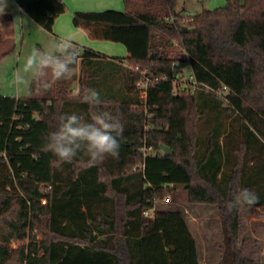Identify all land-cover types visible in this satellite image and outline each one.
<instances>
[{"label": "trees", "instance_id": "16d2710c", "mask_svg": "<svg viewBox=\"0 0 264 264\" xmlns=\"http://www.w3.org/2000/svg\"><path fill=\"white\" fill-rule=\"evenodd\" d=\"M15 1L47 29L67 10L63 0ZM124 3V11H77L74 22L127 43L130 56L84 47L71 78L34 79L27 97L0 93V186L17 190L0 191V264H202L182 211L145 214L178 187L220 210L226 249L218 264H261L240 243L248 205H225L247 188L264 206V0H228L192 17L178 0ZM14 49L0 26V61ZM185 61L193 81L180 88L175 66ZM76 81L124 124L118 158L64 163L44 150L60 115L93 111L73 94Z\"/></svg>", "mask_w": 264, "mask_h": 264}, {"label": "rangeland", "instance_id": "374dc122", "mask_svg": "<svg viewBox=\"0 0 264 264\" xmlns=\"http://www.w3.org/2000/svg\"><path fill=\"white\" fill-rule=\"evenodd\" d=\"M135 5L141 6L142 0H131ZM87 2V0H85ZM122 3L123 0H121ZM228 0H178V10L186 16H194L205 10H213L226 5ZM67 5V4H66ZM102 6L105 4H101ZM125 9V4L123 5ZM77 7V6H76ZM105 9V8H104ZM114 9V8H113ZM90 10V9H89ZM97 10H102L98 8ZM5 12L13 15L16 26L15 29V49L0 61V93L3 95L27 97L34 92L32 91V83L34 79L43 80L47 75L35 78L31 73H24L23 68L26 57L34 48L45 49L51 43L56 42L60 37H65V33L69 26L74 27L73 8L67 5L65 11L66 17H62L58 27L63 30L60 32L45 29L30 19L28 24L25 18L22 25L18 5L15 0H9V6ZM63 16V15H62ZM190 17V18H191ZM70 18V19H69ZM70 20V24L67 22ZM71 28V27H70ZM64 31V32H63ZM138 37L145 39V34H139ZM177 47V46H176ZM83 49V48H82ZM112 53H118V57H122L119 52L110 50ZM140 52H144L141 50ZM108 53V52H107ZM173 53V51H171ZM180 53L183 54L182 51ZM114 55V54H112ZM126 57V56H123ZM79 68L74 71L78 72ZM175 72L178 73L176 84L182 88L193 81V71L190 62H178L175 66ZM22 79L18 80L17 75ZM73 94H77L79 90L78 82L73 84ZM147 113V110L145 111ZM151 115L149 116V119ZM151 125V124H150ZM148 124L147 126L150 127ZM1 192L13 193L16 188L13 186H0ZM42 202H45L44 200ZM155 210H180L188 221L189 227L197 241V247L202 264H218L225 252V230L220 215V210L215 204L206 202H194L190 200L188 192L183 187H178L175 192L166 194L154 201ZM155 211H151L149 215H153ZM241 229L240 243L243 245L244 253L250 258H254L259 263L264 264V206H247L241 211ZM41 214L44 210L40 211ZM42 235H39L40 239ZM22 242H14L17 246Z\"/></svg>", "mask_w": 264, "mask_h": 264}, {"label": "clouds", "instance_id": "9594fccd", "mask_svg": "<svg viewBox=\"0 0 264 264\" xmlns=\"http://www.w3.org/2000/svg\"><path fill=\"white\" fill-rule=\"evenodd\" d=\"M9 6V0H0V15ZM79 52L71 37H62L45 49L34 48L26 57L23 72L35 78L51 75L55 81L69 79L74 74ZM17 79L22 77L18 74ZM82 103L93 111L85 114H62L54 130L44 135L43 148L51 152L60 162L71 163L78 156L95 165L108 157L118 158L120 140L124 131L121 119L113 113L101 110L105 103L94 88L77 90ZM259 197L247 188L239 189L225 205L231 212L243 206L257 203Z\"/></svg>", "mask_w": 264, "mask_h": 264}, {"label": "crops", "instance_id": "0c3cea01", "mask_svg": "<svg viewBox=\"0 0 264 264\" xmlns=\"http://www.w3.org/2000/svg\"><path fill=\"white\" fill-rule=\"evenodd\" d=\"M67 5H69L71 8H73V13L77 11H82V12H102V11H107V10H116V11H124V4L122 3L121 0H63ZM124 2V0H123ZM105 5H101V4ZM18 5V4H17ZM77 6V7H76ZM98 8L102 10H97ZM105 8V9H104ZM114 8V9H113ZM90 9V10H89ZM18 11L20 14L21 22L22 25L24 24V19L26 18L28 21V24L30 23V19H32L23 9L18 5ZM4 14H8L10 19L8 21H4L0 24L1 30H3V37L8 38V37H13L15 38V33L16 30V21L13 17V15L9 12H5ZM63 15V16H62ZM66 12H63L59 15H57L53 23L51 25L50 29H45L49 30L50 32L53 33V31L60 32L63 30L62 28H59L58 25L62 21V17H66ZM70 19V18H69ZM33 20V19H32ZM70 24V20L67 21ZM73 22H74V15H73ZM74 27L69 26L65 33V37H71L73 40L77 50L80 52L82 48L88 47L91 48L95 51L101 52L104 55H107L109 57H118V53H112L110 50H115L123 56H130L132 54L131 49L127 45V43L123 41H116V40H111V39H106V38H101L96 36L93 33L92 29L88 28H83L79 27L75 24L74 22ZM41 26V25H40ZM71 27V28H70ZM64 32V31H63ZM61 35V34H60ZM62 38V37H60ZM108 52V53H107ZM114 54V55H112Z\"/></svg>", "mask_w": 264, "mask_h": 264}, {"label": "built area", "instance_id": "2783aa9c", "mask_svg": "<svg viewBox=\"0 0 264 264\" xmlns=\"http://www.w3.org/2000/svg\"><path fill=\"white\" fill-rule=\"evenodd\" d=\"M138 69V67L136 68ZM178 79V73L176 74V81ZM175 81V82H176ZM149 82H150V78L145 76V77H142L141 80L138 82V85L140 87V93H139V96L141 99L143 100H146L147 98V94H148V85H149ZM192 82V81H191ZM194 84H195V81H194ZM187 86V85H186ZM155 211V208L149 210V211H146V215H149L151 211Z\"/></svg>", "mask_w": 264, "mask_h": 264}, {"label": "water", "instance_id": "95a60500", "mask_svg": "<svg viewBox=\"0 0 264 264\" xmlns=\"http://www.w3.org/2000/svg\"><path fill=\"white\" fill-rule=\"evenodd\" d=\"M161 148H162L167 154L171 153V151H172L170 147H168V146H166V145H164V144H161Z\"/></svg>", "mask_w": 264, "mask_h": 264}]
</instances>
